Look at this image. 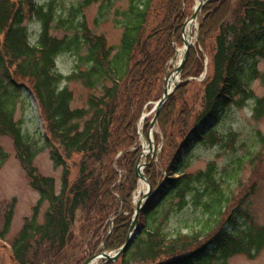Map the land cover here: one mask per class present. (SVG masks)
<instances>
[{
  "label": "trees",
  "instance_id": "16d2710c",
  "mask_svg": "<svg viewBox=\"0 0 264 264\" xmlns=\"http://www.w3.org/2000/svg\"><path fill=\"white\" fill-rule=\"evenodd\" d=\"M100 1L82 0L62 18L58 17L56 0L45 5L37 0H0V135L13 141L30 185L40 195L33 218L26 221L11 245L14 264H36L30 258L31 250H40L45 242L60 256V263L54 264H84L88 257L99 254L98 247L104 242L98 239L102 232L109 233L108 252L120 250L130 233L139 181L135 171L141 152L138 123L148 104L163 95L169 62L183 45L182 31L191 16V0H129L127 10L115 12V23L122 29L118 49L110 46L105 36L96 35L82 17L85 9ZM154 2L155 19L148 30ZM105 11L101 6L97 21L105 20ZM202 14L197 43L202 51H196L198 46L191 48L182 71L183 81L158 118L164 140L161 157L168 159L159 167L167 163L168 167L162 173L154 162L147 165L153 198L138 216V236L116 262L101 264H212L218 260L226 264L235 256L254 260L264 248V226L239 225L244 212L233 211L219 227L228 198L214 178L215 163L196 175H187L188 162L183 159L194 140L207 147H234V135L224 136L215 130L229 106L242 107L254 100L255 119L264 117V97L256 98L250 88L257 79L264 83V75L257 69L258 61L264 60V1L208 0ZM28 22L39 25L35 43ZM55 30L64 35H53ZM210 38L214 41L211 73L202 83L201 112L194 114L187 105L190 82L186 79L203 75V51H207ZM63 54H71L76 60L69 76L58 69L57 59ZM73 82L101 94L92 93L86 108L73 109L74 92L67 84ZM27 86L43 121L45 133H39V138L25 133L15 120ZM149 127L146 120L145 132ZM155 139L158 143V134ZM45 151H49L55 167L63 169L59 193L55 180L41 176L34 165ZM75 157L81 158L79 174L71 184L68 162ZM6 159L0 147V168ZM191 191H195L192 203L196 206L204 195L208 197L202 205L208 219L201 230L169 236L161 226L150 224L160 214L166 222L174 211H183L190 204L187 197ZM174 197L177 202L162 209L168 204L164 201ZM45 203L49 208L40 224L39 210ZM80 210L90 222L94 220L93 241H97L88 249L69 247ZM12 215L10 210L0 240L9 232Z\"/></svg>",
  "mask_w": 264,
  "mask_h": 264
},
{
  "label": "rangeland",
  "instance_id": "374dc122",
  "mask_svg": "<svg viewBox=\"0 0 264 264\" xmlns=\"http://www.w3.org/2000/svg\"><path fill=\"white\" fill-rule=\"evenodd\" d=\"M37 1L40 5H45L51 0ZM235 1L241 2V0H234V2ZM198 2V0H191L188 13H193L194 7ZM56 3L59 7L58 17L61 16L62 18H66L69 8L78 6L82 3V0H56ZM128 3L129 0H101L99 3L93 4L85 9L83 11L82 17L85 19L87 26L96 35L105 36L108 44L113 48L118 49L122 39V29L117 27L115 23V18L117 16L115 12L127 10L129 6ZM156 5L157 2H154L151 9L153 12L151 13V18L147 25L148 30L151 29L153 20L155 19L154 9ZM101 6L104 8V10H106L105 12L107 17L105 20L99 19V21H97V18L100 15ZM203 18L204 15L201 12L197 26L198 29L196 24L193 25V40L196 44L195 46H198L199 24ZM27 25L29 27V32L31 33V41L32 43H35L40 32L39 25L30 22H28ZM53 35L60 38L64 35V32L61 30H55L53 31ZM211 38L208 40L206 45L207 51H203L205 66L203 75L199 78L192 77L186 79L190 82V85L186 91V100H188L187 105L192 109L194 114L201 112V103L204 91V86L202 83L205 82L211 73L209 60L210 56H212V47L214 42ZM183 47H179L176 50L179 53L181 51V54L178 53V59L181 58L185 53ZM195 49L198 52L202 51V48L199 46ZM176 64L177 62H173V59L169 62L168 74L172 73L175 67H177ZM57 65L59 71L64 76H69L76 65L75 57H73L71 54H63L57 59ZM257 69L261 76L264 75V60L258 61ZM182 81L183 79L181 73V75L178 77V83H181ZM26 83L29 84L28 82ZM67 84L69 85L68 88L74 92V102L72 104L73 109L86 108L88 97L92 93L97 96L101 94L98 91L91 92L79 83L73 82ZM250 88L254 92L256 98L264 97V83H262L261 79L253 81L250 84ZM28 89V86L24 87L23 89V95L21 98L23 101L18 103L15 120L20 123L25 133L29 134L33 138H39V133L41 135L45 133L43 121L39 114V109L34 97ZM238 98L239 97H237L236 100ZM158 102L159 101H155L148 104V106L143 111L142 117L146 116L149 123L151 122L153 116H155L153 112ZM177 103V110L180 112L181 103H179V100H177ZM175 115H178V112H176ZM144 124L145 122H141V120L138 123V130H140L141 133L139 145L145 148V152L147 154V156L143 158L142 162L147 164L154 162L156 165H158V170L162 173H165V168L168 167V163L166 167H159L161 163L165 164L168 160L166 158V161H164L161 157V151L164 145V140L162 138L163 134L160 131V127L157 123L153 132L152 142H148L147 138L150 129L145 132ZM215 130L224 136L228 134L234 135V147L229 148L226 147L225 144L223 146L207 147L202 144H198L197 141L194 140V143L190 147L189 151H187L183 156V159L188 162V167L185 169V173L187 175H196L200 171H205L210 163H215L214 178L219 183L222 192L228 198V202L225 205V211L220 219L222 221H220L219 227L223 226L228 216L236 210H238L242 215L244 212V218L238 220L239 225L242 226L243 224H253L257 227H262L264 226V143L261 142V138H264V117L259 120L255 119L254 100H248L242 107L236 104L229 106L222 114L219 121L216 122ZM157 134L159 136L158 143L155 139ZM0 147L7 156V159L0 168V231H2L5 226L6 217L9 211L13 210V217L9 232L3 240H0V264H14L11 253V245L19 236L26 221L33 218L35 208L40 200V195L34 189H32L29 179L26 176V171L18 160L13 141L8 137L0 135ZM80 160L81 158L75 157L71 162H68L71 184L74 183V181L78 178ZM34 165L41 176L50 177L55 180L56 191L59 193L62 187L63 169L55 167L50 158L49 151H45L44 153L40 154L35 159ZM142 172L147 178L146 171L144 170ZM141 183L142 181L139 179L138 190L135 192L133 197L134 211L137 209L139 202H141L143 199V194L147 192L146 184L144 183V185H142ZM149 184L153 192V187L150 181ZM193 193H195V191H191L188 194L187 199L190 200V204L187 205L183 211H174L166 222L163 221V214H160V216L157 219L152 220L150 224L154 227L161 226L164 232L169 236H174L176 233L185 234L195 230H201L204 221L208 219V217H205L207 215L204 213V207L202 206L208 197L204 195L200 200L199 205L196 206L192 203ZM152 198L153 196L149 195L148 199L146 198V200L150 201ZM177 200L178 199L175 197L172 200L170 198L165 200L164 203L167 202L168 204L163 205L162 209H167V207L169 208L171 204L170 202H177ZM48 208V203H45L40 208V224L44 223V215ZM133 213L135 217L136 212ZM125 215H128V213ZM246 216H248L249 219H246ZM91 221L92 222H90V219L83 211L80 210L77 212L76 221L72 228L73 243L69 247H84L88 249L89 247L95 245L93 242H96L97 239L93 241L95 238V231H92L94 229V220L91 218ZM110 226L112 227V225ZM96 228L97 227H95V229ZM108 237L109 233L107 231L102 232L98 237V239L102 241L104 240V242L100 243L98 247L99 254L103 251L104 244H107ZM48 245L45 242L44 246L39 248L40 250H36L35 247L31 250L30 258L32 261H34V263H60V256H56L55 252L51 251ZM120 250L116 252H108L106 249V253L108 255L115 256L120 252ZM69 254H71V252H69ZM101 262L102 261H99L96 264H101ZM212 264H223V261L218 260ZM226 264H264V248L254 260H249L245 256H235L229 259Z\"/></svg>",
  "mask_w": 264,
  "mask_h": 264
},
{
  "label": "water",
  "instance_id": "95a60500",
  "mask_svg": "<svg viewBox=\"0 0 264 264\" xmlns=\"http://www.w3.org/2000/svg\"><path fill=\"white\" fill-rule=\"evenodd\" d=\"M206 1L207 0H202L199 4L196 5L193 15L185 23V27H184V29L182 31V34L184 36L185 53H184L183 57L179 60L178 65H177V67H175L174 72H173V73H175L177 75V77H179L181 75L183 67H184V65H185V63H186V61L188 59V56H189V53H190V49H191V47L193 45V43H192L193 35L191 33L192 27H193V23H198V18H199L200 12L202 11V8H203L204 4L206 3ZM187 29L190 31L189 39L185 38L186 33H187ZM176 61H177V56L173 59V62H176ZM170 77H171V74H169V75H167L165 77V90H164L162 98L156 104V107H155V110H154L155 116H154V118L152 119V121L150 123V130H149V134H148V141L149 142H152L153 131H154L155 127H156V124H157V121H158V117L160 115V112H161L163 106L165 105L167 100L170 98V96L174 93V91L177 89V87H178V85L180 83V82L178 83V80H177L176 82H174V86L171 87L170 86ZM144 156H145V151L143 150L142 154L140 155V157H139V159L137 161V165H136V170L135 171H136V174L138 175L139 179L146 184L147 192L144 194L143 199L141 200V202H139V205H138V207L136 209L135 217H134L133 223L131 225L130 234H129V237L127 239L126 244L121 248L119 253H117L115 256H112V255H108L106 253V248H105L106 243H105L103 251L100 254H96V255H93L92 257H89L85 261L84 264H96V263H98L101 260L116 261L134 242V239H135V237L137 235L136 227H137L138 215H139L140 211L142 210V208H144V206L146 205L145 200H146V198H148V195L152 191V188H151V186L149 184V181L147 180L146 176L142 172V168H143L144 164H142L141 162H142V158Z\"/></svg>",
  "mask_w": 264,
  "mask_h": 264
},
{
  "label": "bare ground",
  "instance_id": "6f19581e",
  "mask_svg": "<svg viewBox=\"0 0 264 264\" xmlns=\"http://www.w3.org/2000/svg\"><path fill=\"white\" fill-rule=\"evenodd\" d=\"M179 54H181V51H180ZM179 59H180V58H179ZM179 59H178V61H179ZM178 61H177V62H178ZM177 65H178V63L176 64V66H177ZM177 78H178L177 75H176L175 73L172 72V73H171V79H170V86H171V87H173V83L176 82V81L178 80ZM141 184L144 185V182H142Z\"/></svg>",
  "mask_w": 264,
  "mask_h": 264
}]
</instances>
